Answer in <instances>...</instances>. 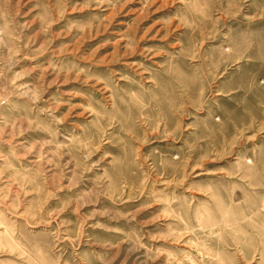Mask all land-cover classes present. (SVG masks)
Listing matches in <instances>:
<instances>
[{"label": "rangeland", "instance_id": "1", "mask_svg": "<svg viewBox=\"0 0 264 264\" xmlns=\"http://www.w3.org/2000/svg\"><path fill=\"white\" fill-rule=\"evenodd\" d=\"M0 264H264V0H0Z\"/></svg>", "mask_w": 264, "mask_h": 264}]
</instances>
